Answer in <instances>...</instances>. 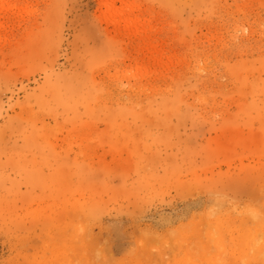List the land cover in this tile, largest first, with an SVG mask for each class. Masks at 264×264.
I'll return each mask as SVG.
<instances>
[{
  "label": "rangeland",
  "instance_id": "obj_1",
  "mask_svg": "<svg viewBox=\"0 0 264 264\" xmlns=\"http://www.w3.org/2000/svg\"><path fill=\"white\" fill-rule=\"evenodd\" d=\"M0 264H264V0H0Z\"/></svg>",
  "mask_w": 264,
  "mask_h": 264
}]
</instances>
